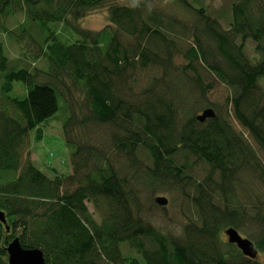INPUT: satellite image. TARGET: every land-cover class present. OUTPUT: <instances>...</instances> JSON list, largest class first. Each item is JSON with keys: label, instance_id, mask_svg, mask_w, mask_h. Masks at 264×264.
<instances>
[{"label": "trees", "instance_id": "1", "mask_svg": "<svg viewBox=\"0 0 264 264\" xmlns=\"http://www.w3.org/2000/svg\"><path fill=\"white\" fill-rule=\"evenodd\" d=\"M168 1L0 0V172L15 173L0 181V264L16 237L46 264H264L224 238L234 227L264 256V0H232L226 26L204 0ZM98 10L106 25L84 28ZM215 81L226 108L209 100ZM58 112L72 172L50 175L30 135ZM141 185L182 196L181 233L143 216Z\"/></svg>", "mask_w": 264, "mask_h": 264}, {"label": "rangeland", "instance_id": "2", "mask_svg": "<svg viewBox=\"0 0 264 264\" xmlns=\"http://www.w3.org/2000/svg\"><path fill=\"white\" fill-rule=\"evenodd\" d=\"M160 4H169L168 0H157ZM232 0H204V4L209 6L210 10L216 11L221 17V21L224 25H227L228 19L231 16L230 4ZM108 19V11H95L89 14L85 20L82 22V26L87 29L98 31L106 25V20ZM23 17L21 15L9 19L7 26L10 28L15 27L19 21H22ZM51 27L55 29L60 38L66 42H73L77 39V35L73 32L67 24L65 23H55L51 24ZM7 37V38H6ZM3 36L2 38L5 42L7 55L12 59L16 67H21L24 65L23 53L19 46L8 36ZM250 50L252 52L253 44H249ZM182 61V60H181ZM31 67H38L43 70L47 69V64L44 59L38 61H31ZM15 94L23 97L26 94L25 87L22 83H16ZM230 95L228 88L220 81L214 82V88L209 92V100L213 103H217L219 106L226 108L227 99ZM64 113V112H63ZM226 114V112H224ZM231 114V113H230ZM56 115L58 117L48 121L43 124V138L39 141L35 140L36 133L33 131L30 135V151L31 158L35 164L46 171L48 174L52 175L51 167H56L64 174H70L72 172L71 167V153L70 149L66 144L63 129H62V119L63 114L58 112ZM229 120L235 124L238 130L243 128L237 121H234L232 114ZM51 164H49V163ZM15 178V173L11 171L0 172V181H8ZM258 188V187H257ZM260 189L264 191V188L260 186ZM140 201L143 202V216L149 218L150 222L159 228H164L166 231H174L175 233H181L183 224L185 223L186 217L184 215L185 201L182 196L176 192H170L166 190H159L153 193V190L148 188L147 185H141L138 188ZM159 196H163L169 199V203L166 206H154L153 199ZM89 209L94 212V208L89 204ZM245 238L252 240L247 233L240 232ZM224 238L227 240V235L224 233ZM257 260L263 261L264 256L259 252Z\"/></svg>", "mask_w": 264, "mask_h": 264}, {"label": "water", "instance_id": "3", "mask_svg": "<svg viewBox=\"0 0 264 264\" xmlns=\"http://www.w3.org/2000/svg\"><path fill=\"white\" fill-rule=\"evenodd\" d=\"M215 116V110L208 108L198 116V119L203 122ZM155 201L160 206H166L169 203V199L163 196L157 197ZM0 222L6 225L7 230H10L6 213L1 210ZM225 233L228 237V241L231 244L237 245V247L246 257L251 259H256L258 257L259 251L256 248L254 242L249 238H244L237 229L230 227L226 229ZM6 250L8 253V264H46L44 252L39 248H24L19 237H16L11 242H9Z\"/></svg>", "mask_w": 264, "mask_h": 264}]
</instances>
